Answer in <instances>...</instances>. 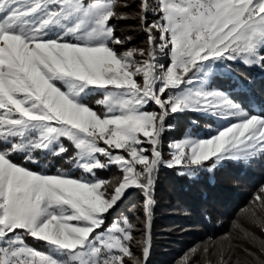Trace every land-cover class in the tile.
I'll list each match as a JSON object with an SVG mask.
<instances>
[{
	"label": "snow or ice",
	"instance_id": "snow-or-ice-1",
	"mask_svg": "<svg viewBox=\"0 0 264 264\" xmlns=\"http://www.w3.org/2000/svg\"><path fill=\"white\" fill-rule=\"evenodd\" d=\"M130 20L144 46L117 35ZM240 64L264 74V0H0V264H150L162 168L264 161V100ZM189 113L217 126L169 138ZM133 191L143 219L122 208ZM244 214L264 232V186ZM233 228L257 251L229 233L179 264H264V240Z\"/></svg>",
	"mask_w": 264,
	"mask_h": 264
},
{
	"label": "trees",
	"instance_id": "trees-1",
	"mask_svg": "<svg viewBox=\"0 0 264 264\" xmlns=\"http://www.w3.org/2000/svg\"><path fill=\"white\" fill-rule=\"evenodd\" d=\"M136 2L137 0H129L132 4ZM149 19L151 20V17ZM117 30L119 31L117 35L132 36V44L144 46V34L139 31L138 21L120 22ZM236 67L241 73L240 79L245 83H247L246 77L256 79V83L252 86L253 93L258 99L264 100V79H261L264 74L258 70L245 68L242 64ZM220 83L227 88L228 82ZM193 119H200L198 130L204 135L208 134L205 124H212L213 128L217 126L212 121H206L189 113L172 121L176 130L169 134V138H180ZM165 155L167 156L166 149ZM54 164L56 167H68L59 159L54 161ZM116 172L117 169L113 167L110 171L100 172L99 175L101 178H109ZM262 186H264V161L254 162L250 167L228 163L214 174L205 173L196 180L178 176L175 169L162 168L155 187L156 205L150 264H179L193 247L218 241L229 233L237 237L235 242L243 243L245 247L257 251L251 244L238 239L239 233L234 230L233 225L238 222L264 240V232L244 214V210L249 208ZM142 201L140 193L133 191L122 205L125 214L133 219L136 215L143 219ZM29 243L38 248L31 240ZM38 249L47 251L45 247ZM236 253L241 258L244 255L240 249H237ZM137 254L139 255L138 251ZM210 259L215 261L217 257L211 256ZM235 259L234 255L233 262ZM195 260L196 264H204L200 256L195 257Z\"/></svg>",
	"mask_w": 264,
	"mask_h": 264
},
{
	"label": "rangeland",
	"instance_id": "rangeland-1",
	"mask_svg": "<svg viewBox=\"0 0 264 264\" xmlns=\"http://www.w3.org/2000/svg\"><path fill=\"white\" fill-rule=\"evenodd\" d=\"M119 31L117 30V33H118ZM79 174V173H78ZM33 243H35V245H37L38 246V248H43L44 247V245H43V242H34V241H32Z\"/></svg>",
	"mask_w": 264,
	"mask_h": 264
}]
</instances>
